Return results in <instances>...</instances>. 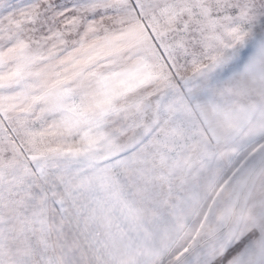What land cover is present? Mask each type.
<instances>
[{
	"label": "snow or ice",
	"instance_id": "obj_1",
	"mask_svg": "<svg viewBox=\"0 0 264 264\" xmlns=\"http://www.w3.org/2000/svg\"><path fill=\"white\" fill-rule=\"evenodd\" d=\"M0 264H264V0H0Z\"/></svg>",
	"mask_w": 264,
	"mask_h": 264
}]
</instances>
